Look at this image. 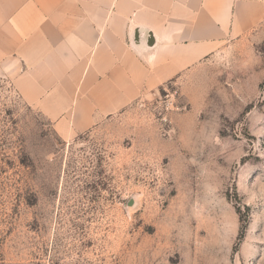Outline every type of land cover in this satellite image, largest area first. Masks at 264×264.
Returning <instances> with one entry per match:
<instances>
[{
	"label": "rangeland",
	"instance_id": "rangeland-1",
	"mask_svg": "<svg viewBox=\"0 0 264 264\" xmlns=\"http://www.w3.org/2000/svg\"><path fill=\"white\" fill-rule=\"evenodd\" d=\"M0 264H264V22L70 140L0 69Z\"/></svg>",
	"mask_w": 264,
	"mask_h": 264
},
{
	"label": "crops",
	"instance_id": "crops-1",
	"mask_svg": "<svg viewBox=\"0 0 264 264\" xmlns=\"http://www.w3.org/2000/svg\"><path fill=\"white\" fill-rule=\"evenodd\" d=\"M262 22L264 0H0V69L70 140Z\"/></svg>",
	"mask_w": 264,
	"mask_h": 264
},
{
	"label": "water",
	"instance_id": "water-1",
	"mask_svg": "<svg viewBox=\"0 0 264 264\" xmlns=\"http://www.w3.org/2000/svg\"><path fill=\"white\" fill-rule=\"evenodd\" d=\"M137 32V31H136ZM135 38V39H134ZM132 39V42L135 44V45H138L140 43V40L137 38V37H131ZM146 42V46H147V49H151L152 47H154L155 45V40H154V37L151 33L148 34V37H147V40L145 41ZM137 47V46H136ZM141 56V55H140Z\"/></svg>",
	"mask_w": 264,
	"mask_h": 264
}]
</instances>
